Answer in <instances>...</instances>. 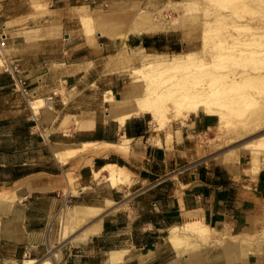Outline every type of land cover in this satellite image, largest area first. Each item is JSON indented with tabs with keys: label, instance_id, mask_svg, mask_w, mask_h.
Instances as JSON below:
<instances>
[{
	"label": "crops",
	"instance_id": "1",
	"mask_svg": "<svg viewBox=\"0 0 264 264\" xmlns=\"http://www.w3.org/2000/svg\"><path fill=\"white\" fill-rule=\"evenodd\" d=\"M85 1L91 5V0H0V55L20 65L36 98H53L52 106L37 112L33 99L15 90V75L0 65V190L17 195L7 214L0 212V264H20L22 247L40 245L35 239L24 244L21 237L47 230L58 209L73 199L104 209L90 218L102 220L101 227L81 242L59 241V264H264V239L249 238L252 246L263 240L254 246L257 253L239 241L264 230V165L253 172L245 155L232 163L200 156L198 137L219 126L214 114H191L174 127L170 141L165 132L160 142L150 141L149 114L120 124L128 106L110 105L105 92L122 100L128 84L102 66L117 43L92 45L83 35L77 41L79 34L62 39L73 9ZM166 40L135 34L119 45L158 49ZM87 142L119 146L90 147L65 163L55 155ZM108 164L127 168L131 182L113 186L106 177L96 178ZM21 207L35 210L39 220L22 217ZM194 221L210 227L208 239L183 230ZM6 244L12 247L8 255Z\"/></svg>",
	"mask_w": 264,
	"mask_h": 264
},
{
	"label": "bare ground",
	"instance_id": "2",
	"mask_svg": "<svg viewBox=\"0 0 264 264\" xmlns=\"http://www.w3.org/2000/svg\"><path fill=\"white\" fill-rule=\"evenodd\" d=\"M196 3H197L196 0L171 1L169 5L172 8H170V6H166L162 9L159 8L160 10L157 9L158 10L157 12L153 11L154 13L151 12V10L147 11V10L137 9V11L139 10L138 13H136V15L132 14L131 24L128 23L127 28H124L122 26H117L114 25V23H112L109 26L107 25L106 26L107 28L105 29L103 28L104 29L103 32L99 31V33L115 39L119 37L127 38V36H129L128 34L130 33L141 35L144 33H152V32L165 31V30H171L177 28L188 29L189 21L191 20V18H194L190 14V11L193 10L194 4ZM88 7L90 8V6ZM88 7L86 5H81L79 7V16L81 22L85 24V26L87 27L88 31H86L85 33L88 32L87 34L89 36L93 32L92 30H94L93 27L96 26V25L93 26V23H96L95 21L97 17L94 19V17L92 16L93 12L92 14H90L89 12L90 10H88ZM164 10H168L170 11V13L177 10L181 12V15L179 17L175 16V17H171V19H165V16L163 17ZM217 16L218 15L212 17H217ZM208 22L209 20H207L206 23ZM125 25L126 24L124 23V26ZM210 25H209L210 28H212L211 26H214V25L211 26ZM209 35L210 34H208L207 36L209 37ZM91 38L93 37L91 36ZM204 40L206 41L205 46L201 51H193V52L180 51L173 53L172 55L170 54V56L164 53H156V52L147 53L141 58V60L139 61V65L137 67H132V70L130 72L132 76H134L135 83L130 87L128 93L125 95V97L122 100L119 98L116 99L112 90L105 92L106 97L104 101L108 102L110 105L113 106L122 105L124 107L128 106V113L124 115L121 114L122 116L119 117L120 124H124L126 118H129L133 115L150 114L151 115L150 123L153 127V130L156 132H160V131L162 132V130H166L165 131L166 136L168 138V141H170L172 139V132L170 127L172 126V123L175 120L177 119L185 120L191 114H196L200 111H203L218 116L219 118L218 131L220 136L226 133L228 134V132H230L233 134V137L238 138L257 130L258 131L263 130L264 95L258 96L256 95L255 90H254L255 92L252 91L255 87L256 88L259 87L260 89H262L261 86L264 85V70H261L263 69V67L262 66L260 67L259 65V62L263 54L261 55V51H260L259 55H261L260 56L261 58L258 56L260 59L259 58L257 59V57H255L256 54L254 56L253 55L254 53L252 54L250 53V51L249 54H252L253 55L252 57L248 55L247 51L246 54L245 52L246 47H244V52L249 57H247L244 54L243 50L242 51L240 50L242 49L240 47H238L239 50H237L236 52L230 51L228 48H232L233 50L239 43L238 42L235 45V43H233L235 40H233L232 42L234 45L227 43L228 45L230 44L231 46L223 50L222 49L220 50L219 48L218 51L217 49L218 44L220 42H223V40L222 41L219 40V43L217 42L218 44L217 43L209 44L206 35ZM247 44L248 43H246L245 45ZM223 45L220 46L223 47ZM259 46L260 48H262L260 44ZM259 46L257 47L259 48ZM238 48L236 47L235 50ZM126 50L123 49V54L122 52L120 53L122 55L120 56L121 59L118 60L117 62L121 63L122 61H128V68L126 69L128 70L131 67L130 64L132 62L134 63L135 59L131 52H128V54H126L127 53ZM249 50L253 52L251 48ZM262 51H264L263 48ZM242 54L244 56H242ZM238 55L244 58L243 62L242 60L239 59V61H241V63L239 62V64L242 65L241 68L240 67L237 68L236 66L232 67L227 64L223 65L224 62L225 63L230 62L229 60L226 61V58L228 57L229 58L233 57L234 58L233 63L236 62L238 63V61L235 62V58L236 60H238L237 59V57H239ZM245 56L247 58H245ZM112 58L111 60H114ZM261 62H264V58L263 60H261ZM231 65L233 64L231 63ZM120 67L125 68L124 65L119 67L116 65L114 69L118 70ZM113 68L111 66V69ZM258 92L261 93L260 90ZM244 103L250 106L249 108L250 110L247 114L244 113L245 112V108L243 107ZM32 104L37 112H39L42 107L52 106V102L47 98H36L35 100H33ZM259 104L260 106H258ZM244 114L245 116L243 119L236 120L237 116ZM234 139L232 141H234ZM129 141L130 140H125V142L128 143ZM82 145L83 146L79 149H71L64 152L60 151L57 152L55 155L60 161L65 163L66 161H68L69 158L75 156L77 153L83 150L85 152V150L90 147L112 148L119 146L116 144L100 143V142H87ZM124 146H125L124 144L121 145V148H124ZM244 154H248L251 156L253 172H257L259 169H261L264 163V162L262 163L261 161L262 159L260 160V155L264 154V132L260 133L255 137L244 139L243 141L239 142L238 145H236V147L229 148L224 153H219L216 156H218V158L222 162L232 163L233 161H237L239 157ZM94 174L95 177L98 179L101 177H106L107 180H109L113 186H120L126 183L129 184L132 178L131 172L127 168L118 166L117 164H108L103 168H101L100 170H97ZM73 190L75 191V189ZM73 190L72 192L76 193ZM67 191L69 192V190ZM16 196L17 195L15 191L13 193H11L10 191L0 192V200L10 201V200H14ZM113 202L114 201L111 200L107 201L108 204H112ZM102 210L104 209L92 205H77L73 222L64 224L63 226V231H62L63 237L64 238L69 237L71 234L70 232L75 231L74 228L76 225L90 218L99 216ZM101 221L99 220L88 224L86 227L82 228L79 231V233L75 235L74 238L86 240L92 237L93 235L97 234L100 231ZM176 230L177 227L175 231H173L172 229L173 232L178 233L176 232ZM183 230L192 232V234H196L197 236L203 238H208L211 235L210 227L204 224L203 222H199V221L188 222L187 224L184 225ZM174 238H178V236ZM262 238L264 237H261L260 239ZM250 239L246 236H239V241L240 243L243 244L242 247L244 246L245 248H247V246L245 245L251 246ZM239 241L235 244L237 245ZM262 241L259 240V243ZM49 242H50V235H49ZM259 243L258 244L254 243V244L259 245ZM50 247L52 248L51 244ZM259 247L257 249H259ZM260 250L261 249H259V252ZM257 251L258 250L256 251L254 250L253 252L257 253ZM233 252L234 251H232V253ZM112 254L115 255L117 254V252H113ZM27 261L29 262V264H34L35 262H37V259L29 258ZM42 262L43 264H53L50 258H45L43 259Z\"/></svg>",
	"mask_w": 264,
	"mask_h": 264
},
{
	"label": "rangeland",
	"instance_id": "3",
	"mask_svg": "<svg viewBox=\"0 0 264 264\" xmlns=\"http://www.w3.org/2000/svg\"><path fill=\"white\" fill-rule=\"evenodd\" d=\"M171 1H177V0H118L117 2L116 1L110 2V0H109L108 2L104 3L103 5H97L98 2H96L94 4L90 3L91 4L90 8L88 7L89 6L88 1L79 2L77 4V6L73 9L74 14H75L73 17L74 20L69 21L66 24V27L64 28L65 34H62V39L67 38L66 34H69V35L79 34L78 35L79 37L76 39L77 41L82 40V38L80 36L83 35V36H86V40L89 44L93 43L92 45L95 44V45L99 46L97 44L98 42H100V43H102V42H106V43L116 42L117 46H114L113 48H111V50H110L111 52H108L109 54L106 53V56L104 58H102V60L104 61V64L102 66H104V68H106L109 72H113V69L116 67V65L118 67L124 65L125 68L120 67L118 70L114 69V72L116 71L118 74H120L122 76L121 82H125L126 84H128V90L135 83L134 76H132L130 71L132 70V67H137L139 65V61L141 60V58L144 55H146L149 52H156V53H164V54L170 56V54L172 55L173 53L180 52V51L181 52L201 51L203 49V47L205 46V42H206L204 40L205 35H206V38H207L209 44H211V43L215 44L217 42L219 43V40H221V41L223 40V42H220L219 44L217 43L218 44V47H217L218 51H219V48H220V50L221 49L223 50V49L228 48L231 45H234L233 43H235V45H236V43L239 42L241 44L238 43V45L236 47L242 48L240 50L241 51L243 50V52H244V47H246L245 52L247 51L248 55L250 57H252L253 55L255 56V54H256L255 57H257V59H258L262 54L264 55V53H263L264 51H262V48L264 50V45H263L264 44V0H196L197 3L194 4L193 10H191L192 12L190 11V14L194 18H191V20L189 21L188 29L177 28V29L141 34V35L155 34V35H160V36H167V40L164 43V45L158 49H156V48H144L142 46L138 47V48L137 47H131V46H128V48H121L119 43L121 40H125L126 37H119V38L113 39V38H110L107 36L100 35V33H99V31L103 32L104 29L107 28L106 26L107 25L109 26L112 23H114V25L127 28L128 23L131 24L132 14L136 15V13H138V11L140 9L141 10H147V11L151 10V12H153V11L157 12L158 10H160L166 6H170L169 3ZM81 5H86L88 7V10H90L89 11L90 14H92V12H93L92 16L94 17V19L97 17L96 21H95L96 23H93V26H95V25L96 26L93 27L94 30H92L93 31L92 33L90 31V33H91V35H89L90 37L87 34L88 32L85 33L86 31H88V29L85 26V24H83L81 22V19L79 16V7ZM170 8H172V7L170 6ZM137 9H139V10L137 11ZM134 10H136V11H134ZM180 15H181V12L177 11V10H175L171 13L168 10L163 11V17L165 16V19H171V17H175V16L179 17ZM215 15H218V16L212 17ZM100 19H101V21H100ZM206 19L209 20L208 23H206L207 22ZM117 22L120 23L121 25L118 24ZM124 23L126 24L125 26H124ZM210 24L214 25V26H211ZM209 25L212 28H210ZM208 34H210L209 37H211V38H209L207 36ZM128 35L133 36L135 34L130 33ZM91 36L93 38H91ZM94 36H96V37H94ZM129 36H127V37H129ZM233 40H235V41L233 42ZM214 41H216V42H214ZM95 42H97V43H95ZM224 43H226V44L230 43L231 45L227 44L228 45L227 46ZM246 43H248V44L245 45ZM223 44L226 46H224ZM259 44L262 46V48H260ZM220 45L221 46L223 45V47H221ZM250 46H252V47H250ZM257 46H259L260 50ZM133 48H137V49H133ZM235 48L233 50H232V48H228V49L230 51H235V52L237 50H239V48L236 50H235ZM250 48L252 49L253 52H251V50H249ZM123 49L128 50V51L126 50V52H127L126 54H128V52H131L134 56V59H135L134 63L132 62L133 64L132 63L130 64L131 67L128 70H126L128 68V61H122L121 63L117 62L118 60L121 59L120 56H122V55L120 53L122 52V54H123ZM118 51H119V53H118ZM249 51H250V53H252V54L254 53V54L253 55L249 54ZM260 51H261V55H259ZM245 52H244V54H245ZM247 52H246V54H247ZM263 55H262V58L260 57L261 60H263V58H264ZM242 56H244V55L242 54ZM242 56H239L240 58L237 57L238 60H236V58H235V62L238 61V63L237 62L233 63L234 58L228 57V58H226V61L229 60L230 62L225 63L222 60L224 62L223 65L227 64V65H230L232 67L236 66L237 68H239V67L241 68L242 65L239 64V62L241 63V61H239V59L242 60V62H243L244 58ZM246 56H245V58L249 57V56H247V57ZM241 57H242V59H241ZM111 58L114 59L115 62H114V60H111ZM6 59L7 58L4 55H0V65L1 66H3V64L6 62ZM261 60L259 62V65H260V67L261 66L263 67V69H261V70H264V66H263L264 62H261ZM231 63L233 65H231ZM125 64H127V65H125ZM111 66H112V68L114 66L115 67L113 69H111ZM128 72H130V73H128ZM258 88L259 87H257V88L255 87L252 91L255 90L256 95L263 96L264 95V85L261 86L262 89H260V88L258 89ZM259 90L261 91V93L258 92ZM35 99L36 98H33V100H35ZM258 106H260V104ZM243 107L245 108L244 113L247 114L250 110L249 109L250 106H248L247 104L244 103ZM245 114L237 116L236 120L243 119ZM148 116L151 119V115L149 114ZM185 123H186V119L185 120L184 119L175 120L172 123V126L170 127L171 131H173L174 127H179ZM150 126H151L150 131L148 133V137H150V141L156 142L157 140H160L159 139L160 134L164 133L166 130H162V132L161 131L156 132L153 130V127L151 124H150ZM170 128H168V129H170ZM262 132H264V128H263V130H259V131L257 130V131L248 133L242 137H238V138L236 137L235 138V137H233V134L230 132H228V134L226 133L227 135L224 134V135L220 136L218 128H216L213 132H210L209 134H202L198 137V149L200 150L199 154L203 158H212L214 160L221 161L218 158V156H216L217 154L224 153L227 149L236 147V145H238V143L243 141L244 139H247L250 137H255ZM242 138H244V139H242ZM233 139H234V141H232ZM244 155L246 156V158L251 159L250 155H248V154H244ZM263 158H264V154L260 155V160L262 159L261 160L262 163L264 162ZM263 165H264V163H263ZM74 189H75V191L74 190L73 191L76 192L74 194L78 195V193H79L78 189L77 188H74ZM5 191H10V190H6L3 188L0 190V192H5ZM10 192L12 193V191H10ZM13 201L14 200H10V201L0 200V212H4L7 214L8 208H9V206L12 205ZM79 204H80L79 202H77L76 200L73 199L72 201H70L68 203V206H66V208H64V210H62V206H64V205H62L58 209L57 213L51 218V222H50V225L48 226L47 230H43L42 232L38 231L35 236L31 235V237H29L28 234H25L24 236H22L21 237L22 240L26 241L24 244H26L29 241V239H31V240L35 239L37 241V243L40 245H37L33 249H31L30 247L26 248L25 246L22 247L19 263L20 264H29V262L27 261L29 258H36L37 262H35L34 264H43V262H42L43 259L50 258L53 264H59V260L61 258V253L58 250V248L56 247L58 242L64 241V240H72V242H76V243L81 242L82 241L81 239H78V238L75 239L74 237H75V235H77V233H79V231L82 228H84L88 225V221H89V223L91 221V219H88L86 221L79 223L74 228L76 232L75 231L70 232L71 234L67 238L63 237V235H62L63 226L65 223H70L72 221V217L74 215L75 207ZM18 212L20 213V215L22 217L26 215L27 220H29V219L30 220H39V219H36V211L35 210L30 212L27 208L21 207V209ZM64 212H66L65 218H63ZM49 235H50V242H49ZM242 236H245V235H242ZM261 237H264V230L262 232H260L259 234L254 235V236H249L248 238L255 239V238H261ZM201 238H203V237H201ZM208 238H203V239H208ZM262 239H264V238H262ZM50 244L52 245V248L50 247ZM246 246L250 250L254 249V246L252 247V245L251 246L246 245ZM247 248H246V251H249ZM5 249H6V255L12 253V251H11L12 247L10 245L6 244ZM5 264H12V263L6 262Z\"/></svg>",
	"mask_w": 264,
	"mask_h": 264
},
{
	"label": "built area",
	"instance_id": "4",
	"mask_svg": "<svg viewBox=\"0 0 264 264\" xmlns=\"http://www.w3.org/2000/svg\"><path fill=\"white\" fill-rule=\"evenodd\" d=\"M90 3L94 4L96 3V0H91ZM4 68L6 71L12 73L15 75V80H14V88L17 91H22L27 97L30 98H36V95H34V93H32L30 91V89H28L25 84H26V79L23 78L20 74H21V67L18 63H11L6 59V62L3 64ZM48 100H50L52 102V96L47 98ZM33 102V101H32ZM70 201L66 200L64 202V206H62V210H64V208H66V206H68V203Z\"/></svg>",
	"mask_w": 264,
	"mask_h": 264
},
{
	"label": "trees",
	"instance_id": "5",
	"mask_svg": "<svg viewBox=\"0 0 264 264\" xmlns=\"http://www.w3.org/2000/svg\"><path fill=\"white\" fill-rule=\"evenodd\" d=\"M147 46V45H146Z\"/></svg>",
	"mask_w": 264,
	"mask_h": 264
}]
</instances>
